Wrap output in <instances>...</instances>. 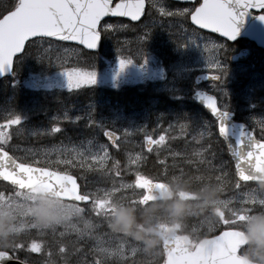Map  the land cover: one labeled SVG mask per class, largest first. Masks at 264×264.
Here are the masks:
<instances>
[{"label":"rangeland","instance_id":"rangeland-1","mask_svg":"<svg viewBox=\"0 0 264 264\" xmlns=\"http://www.w3.org/2000/svg\"><path fill=\"white\" fill-rule=\"evenodd\" d=\"M154 2L157 5L161 4L157 0H154ZM158 14L155 12V15ZM106 23L112 24L115 27L109 29L108 34H103L101 50L98 53H88L76 45L54 43H51L50 51L45 52L44 49L49 48V43H45L39 48V51L37 47L29 49L19 59L18 63L16 62L15 73H24L25 75L15 78V84L11 82L12 85L16 86L18 84L26 89H30L32 85L31 81L36 79L42 80L47 86L52 85L50 83H54L57 88L65 87V77L61 75L58 63L69 69L94 67L96 75L91 87L89 85H83V87H87L88 89H97V94L94 99L86 101L85 103H71L66 108L55 111L49 117L52 121L54 120L60 123L66 122L72 125L84 122L83 128L79 129L77 134V137L83 139L69 143L29 145L18 137L46 134V131L40 132L39 130H47L48 126L42 125L41 123L32 125L24 122L18 126H12L10 129L12 135H17L15 132L16 128L22 129L17 135V141L11 139V144L16 145V148L12 150L17 157L24 160H31L36 164L46 166L47 161H52L53 166L65 168V165L56 163L57 152L53 149H58L61 153L60 158L63 159L65 158L63 155L64 148H71L73 145L77 148H85L90 141L91 147L93 148L100 144H104L108 148V160L112 159V149L123 148L127 161L130 155L140 153L142 159L135 166H129L127 170L130 173L138 171L140 164L147 158L148 152H153V154L162 152V156L157 157L158 163L162 165L160 172L158 171V178H163V176L169 177L175 183L177 198L170 203L168 202L169 204H145L138 209L137 206L140 204V199L144 194V183L147 181L145 178L138 177L136 183L137 185L143 186V192L127 190L129 192L125 193L122 190L111 195L108 205L109 211L105 213L103 220L96 213L89 211L88 205L79 206L75 204L81 209V215L79 217H76L70 224L65 226L50 231H42L32 224L31 216L27 211L32 202L31 196L0 185V189H2L0 191V208H4L14 216L11 223L19 229V234L15 237L16 242L8 250L12 249L20 241L37 236L38 231L41 237L49 236L65 240L70 245L67 246L68 251L73 253L69 256H76L74 264H87V262H92L99 258V256H107L106 252L95 253L93 250L95 235H100L101 239L106 242L105 246L114 247L117 242L116 238L118 237L119 239L131 241L137 250L131 257L126 253L123 261H118L117 256L113 255L112 258L105 259L103 264H113V262L116 264H143V262L155 264L156 260H161L162 258V250L158 242L151 251L145 252L138 241L114 232L108 227L107 222L110 214L115 211L117 205L125 201H129L127 204L132 206L136 212L141 211L142 217H146L158 225H163L167 221H171V226L175 228L184 225L187 232L192 234L193 237H199L203 235V231L211 229L210 226L205 227L202 216L207 210L214 212L218 201H215L213 206L205 205L201 202L202 198L197 195L199 190H194L195 192L192 194L187 193L180 183H185L187 174L191 173L189 175L192 181H200V184L196 181L197 185H200L198 188L206 184L205 176L207 170H205L204 163L203 140L201 137L198 139L195 138L196 133L200 130L199 128L205 123L201 110L186 112L183 108V105L186 103L185 101L182 103L174 101V103L179 105L177 108L166 105L170 101L169 99L166 100V97L163 95L140 98L136 106L129 105L128 107L119 102L115 103L109 99L105 100V98L107 97L108 87L111 84H118L117 82H125V86L132 90L133 95L127 96L125 101H131L136 97L140 88V86H136L138 82L144 83L155 94H160L161 92H181L187 94L190 92L193 75L196 72L208 70L205 67L206 60L203 47L213 43H221L206 38L202 32L198 34L204 37V40H194L193 43H185L188 37L179 36L177 26L170 19L162 18L156 24L150 25L151 30L148 32L147 38L143 41L145 59L142 62V57L136 54L137 49L140 47V42L137 37L142 34L140 27L132 28L122 21H106ZM170 23L172 24L171 28L168 27ZM121 25L124 27H121ZM187 28L180 27V31H184ZM177 42L184 44L181 46ZM215 52L216 49L208 48L206 56L210 61L215 55ZM39 55H43V61L37 59ZM118 56L121 58H131L132 63L126 64L120 69L118 66ZM150 63L154 70L149 69L147 71L146 66ZM163 67H165L167 72L162 70ZM244 68L241 65H237L227 70L223 82V88L227 91V96H224V98L237 100L248 99L249 75ZM26 80H29L30 85H27ZM212 88L220 93L218 87ZM11 100L12 96L7 100L0 99V119L5 118V113L10 111L24 115L35 107L34 99L18 103H11ZM162 100H164V103H162ZM65 113L69 117L79 116L80 118L77 120L60 119ZM89 113H91V116L88 115ZM53 117H56V119H53ZM89 118L108 124L107 126L111 130L118 131V147L110 146L103 138V130L88 124ZM180 120H187L189 122V126L183 132H181L178 126ZM172 121H175V123H173L171 130L166 132L165 135L167 139L176 140L174 145H166L165 141L164 144L158 147L154 145L151 150L145 149L144 135L150 134L155 138ZM142 125L145 127V131L133 130L127 135L124 134V128L135 129ZM34 132L36 134H33ZM201 149L203 151L199 157L194 155V153ZM178 165L183 167H179L180 172L176 173L175 170L178 168ZM128 178L127 180L119 179L115 186L119 187L121 182L130 183L135 179V176ZM98 188L107 189L108 186L101 185L94 189L88 184L84 190L95 191ZM174 202L178 214L170 212V206ZM72 225L86 231L88 234L78 235L72 230ZM61 233L63 235H60ZM45 249L48 253L46 247ZM18 250L28 253L31 252L26 246ZM46 256L51 257L49 254ZM43 263L48 264V258Z\"/></svg>","mask_w":264,"mask_h":264},{"label":"snow or ice","instance_id":"snow-or-ice-1","mask_svg":"<svg viewBox=\"0 0 264 264\" xmlns=\"http://www.w3.org/2000/svg\"><path fill=\"white\" fill-rule=\"evenodd\" d=\"M155 12L160 15H154ZM256 9L259 13L258 18L264 20V0H188V6L178 9H167L163 4L157 5L154 0H14V3L6 5L3 10H0V76L13 72L14 62L19 61L26 54V51L37 47H42L45 43H49V48L44 49L45 52L50 51L52 40L73 41L83 44L88 49H95L100 39L101 34H108V30L115 26L106 23L102 17L106 16H121L130 18L131 21L139 23L142 18L144 23L139 24L141 33L137 39L140 42V47L137 49V56L142 57L143 62L144 51L143 41L147 38L148 32L151 30L150 25H154L162 18H181L188 23L189 27L180 31L182 25L177 26V33L179 36H187L188 40L185 43H193L194 40H204L205 38L198 33L202 30H211L214 33H220L222 37L227 40L232 39L238 33V24L243 19L245 14L251 10ZM121 27H124L121 25ZM169 28L172 27L170 23ZM172 33V32H171ZM173 34V33H172ZM178 45H183L177 42ZM200 45V44H199ZM201 46V45H200ZM216 49L215 55L211 61L207 58L206 53L208 48ZM224 47L219 43H213L203 47L205 52V67L209 71L205 74L207 79L218 81L220 92L219 102L217 98L208 95L206 91L198 90L197 97L203 102L205 107L210 110L212 117L215 120L218 134L223 136L226 133L225 119L229 112L227 104L224 102V96H227V91L223 88L224 77L227 72V66L217 59L220 52L219 49ZM38 60L43 61V55L37 57ZM132 63L131 58H121L118 56V66L122 69L126 64ZM61 75L65 77L66 87L69 90L78 89L82 85H90L95 79L94 67L89 68H66L58 63ZM16 83L15 80L12 81ZM219 104V106H218ZM91 116V113L88 114ZM10 117V118H9ZM80 117H69L66 113L60 117L63 120H77ZM56 119V117H53ZM254 119V118H253ZM24 117L17 112L5 113V118L0 119V180L7 182L13 189L23 191L31 186L34 180L46 182L52 190L62 198L75 201L80 206L84 203L89 206L88 210L97 214L102 220L105 213L109 211L108 205L110 197L114 193L127 190H136L143 192V186L137 185L138 177L155 181L154 178H149L142 175L139 171H135V179L130 183L121 182L119 187L113 186L107 189H96L95 191H86L78 188L77 178L69 174L70 166H79L87 170H95L102 175H109L115 171L116 176L120 173L118 169V161L112 160L111 168L108 172H104L105 164L108 160V148L104 144L97 147H91L89 141L85 148H77L73 145L71 148H64L63 155L65 158L61 159V153L58 149H53L57 152L56 163L65 165L63 170H55L51 165L52 161H47L49 166L36 167L34 161L24 160L17 157L12 149L16 145L11 144L10 129L12 126H18L23 123ZM261 129L262 138L257 139L251 131L241 126V130L237 135L235 145H229V152L233 157L234 174L237 178V188L240 181H250L257 178H264V118L257 120ZM172 121L161 131L155 138L150 134H145L143 137L144 148L151 150L153 146H160L165 143L167 137L166 132L172 128ZM88 124L99 127L103 130L105 138L112 143L113 147H118L117 136L118 131L111 130L105 123L98 122L89 118ZM114 125V124H112ZM181 132L187 129L189 122L187 120H180L178 124ZM209 125L206 121L195 138L201 136H208L211 133L208 130ZM60 130L58 123H53L50 129L39 130L40 132L55 133ZM133 130L145 131L142 125L135 129L124 128V134L127 135ZM22 131L16 128L15 132L18 135ZM33 134H36L35 132ZM203 150H199L194 155L199 157ZM87 152V154H85ZM142 159L140 153L130 155L127 163L124 165L128 169L130 165L135 166L139 160ZM75 162V165H74ZM259 174V176L257 175ZM222 173H218V179H224ZM75 185V195H64L70 192L72 186ZM225 204L228 202L225 201ZM239 208L230 210L228 215L219 222V230L217 236L221 231L227 232L232 223L237 218V213L241 216L248 211L247 193H243L238 200ZM84 210V209H82ZM72 230L78 235H87L86 231L76 228L72 225ZM217 230V229H216ZM60 235H63L61 233ZM115 246H105V241L101 239L100 235H95V253H107V256H99L92 262L87 264H103L105 259L117 256L118 261H123L125 254L129 257L136 253V248L131 241L116 238ZM46 241L41 238L37 231V236L30 237L27 240L20 241L12 249L8 251H0V262L5 259L15 260V251L25 246L32 253H43L46 247ZM227 248V242H225ZM68 251L67 245L64 243L58 244V252L63 255ZM171 251V249H169ZM166 257L163 258V264H166ZM175 264H200L198 260H181L174 253ZM18 264H25L19 261ZM48 264H52L48 261ZM213 264H219L218 261Z\"/></svg>","mask_w":264,"mask_h":264},{"label":"flooded vegetation","instance_id":"flooded-vegetation-1","mask_svg":"<svg viewBox=\"0 0 264 264\" xmlns=\"http://www.w3.org/2000/svg\"><path fill=\"white\" fill-rule=\"evenodd\" d=\"M157 1L169 10L188 6V1ZM11 3H14V0H0V10H3L6 5ZM246 14L249 18L248 37L238 36L234 39L227 40L213 33L202 32L206 38L216 40L224 45V47L219 49L220 55L218 59L225 63L227 70L231 67L241 65L245 67L244 69H246L249 75L248 99L237 100L223 98L227 104L228 112L231 113V122L226 123V133L228 134L227 142L218 134L215 120L210 119L209 116L204 119L205 122H208V130L211 133L208 136H202L205 170H207L205 176L206 183H215L222 189L219 193V199L216 200L218 201V205L215 207L216 213H204L202 216L205 227L210 226L211 228L209 232L203 235L204 237L217 234L219 230H223L219 227V222L228 215L230 210L239 208L238 200L243 193H247L248 211L243 213L242 216L237 213L235 222L231 224L228 230L241 233L239 226L246 217L251 212L259 210L261 206H264V181H240L239 187L237 188V178L234 174L233 161L228 150L229 145H235L241 126L245 129L248 128L257 139L262 138L261 129L257 120L264 118V20L258 18L259 13L256 9H251ZM145 18L147 19V17ZM145 18L141 21L142 23H144ZM170 20L176 26L182 25V27H189L188 23L184 22L181 18L172 17ZM136 26L139 27L138 24ZM51 42L59 44V42L54 40ZM213 85L214 83L208 82L200 86L203 89L212 90ZM193 90H195V86L191 84L190 95ZM215 95L219 102L220 93L217 92ZM218 173L224 174L223 180L218 179ZM225 201L228 203L225 204ZM229 243L236 245L237 253L243 259L240 255L242 247L241 235H231L229 237Z\"/></svg>","mask_w":264,"mask_h":264},{"label":"trees","instance_id":"trees-1","mask_svg":"<svg viewBox=\"0 0 264 264\" xmlns=\"http://www.w3.org/2000/svg\"><path fill=\"white\" fill-rule=\"evenodd\" d=\"M24 73H15L14 76L8 79H4L1 81V88H0V99L3 98V100H7L9 97L12 96L11 103H18L19 99H25L30 100L34 99L35 107L29 111L26 115H24L23 122L29 123L34 125L35 123H41L50 129L53 123H58L56 121H52V119H49V117L58 110L66 108L69 104L74 103V101H85L86 98L91 97L92 95L97 94V89H88L87 87H83V85L76 89L69 90L66 86L65 87H55L54 83L50 86H47V84L37 85L32 88V90L28 91L25 87L20 86L18 84L12 85L11 82L15 78H19L24 76ZM137 86V85H136ZM91 87V85H89ZM101 88V87H100ZM99 88V89H100ZM111 93H113L116 96H119V98L123 99L124 102L125 98L127 96H132V90L128 89L125 84L118 83L113 84L110 89H108ZM139 92H137V95ZM137 95L135 97L134 104L138 101ZM94 97H92L90 100H93ZM60 125V130L55 133H49L42 135H33V136H21L18 138L23 139L24 142H26L29 145H46V144H53V143H69L71 141H79L80 137H77L79 129L83 128L84 122H79L76 125H72L70 123L61 122L58 123ZM170 141H166V145L172 146ZM112 159H109L107 163L105 164L104 172H108L112 165V160L115 159L118 161V171L120 173L119 176H116L115 171L111 172L109 175L105 176L102 175L100 172L95 170H87L83 167L74 166L69 167V172L75 174L78 177L81 189H86V185L90 184L91 188L99 187L101 185L111 187L113 184L117 183L119 179L127 180L128 177H134L135 172H129L127 169H125L124 165L127 163V159L125 158L124 150L123 148L118 149H112L111 151ZM162 156V152L159 154H153V152H148L147 158L144 162L140 164L138 167V171L142 175H146L149 178H158V171L160 172V167L162 166L157 161V157ZM47 166H49L47 164ZM53 168H57L59 170H63L64 168L53 166ZM179 166L175 170L176 173L179 171ZM184 174H186L184 172ZM191 174V173H189ZM187 174L186 176V182H180L184 191L187 193H194V190H200L201 188H198L197 182L199 180L192 181V178H190V175ZM164 180H167L172 185L175 186V183L170 180L169 177L163 176ZM148 180V179H147ZM197 181V182H196ZM195 183V187H194ZM129 201L122 202V204H127ZM138 207L140 205L138 204ZM138 219L142 218L141 214L142 212H137ZM44 239L46 243V248L48 250V253L46 252V249L43 253H28L23 252L21 250H16L15 255L18 257H26L28 260L33 262H38L42 264L45 259L48 258V261H51L52 264H74L76 260L75 257H71L69 255L73 254L71 251H67L63 257L58 252V244L64 243L67 246H70L65 240L60 238H53L49 236L41 237ZM49 254L51 257H47L46 255Z\"/></svg>","mask_w":264,"mask_h":264},{"label":"clouds","instance_id":"clouds-1","mask_svg":"<svg viewBox=\"0 0 264 264\" xmlns=\"http://www.w3.org/2000/svg\"><path fill=\"white\" fill-rule=\"evenodd\" d=\"M221 191L219 185L206 183L197 195L202 198L203 204L213 206ZM169 195L170 192L164 193V198ZM30 196L32 202L27 211L32 224L42 231L70 224L81 215V209L77 205L58 197L55 191L33 190ZM170 212L178 214L175 202L170 206ZM13 219L10 212L0 208V251L10 248L16 242L19 229L11 223ZM107 223L112 231L138 241L145 252L151 251L160 239L158 224L146 217L138 219L136 210L128 204L117 205ZM239 227L242 239L241 257L246 264H264V206L251 212Z\"/></svg>","mask_w":264,"mask_h":264},{"label":"water","instance_id":"water-1","mask_svg":"<svg viewBox=\"0 0 264 264\" xmlns=\"http://www.w3.org/2000/svg\"><path fill=\"white\" fill-rule=\"evenodd\" d=\"M106 17H121V16H106ZM106 17H102V19H104ZM121 18H126V17H121ZM127 19H130V18H127ZM238 29H239L238 33L235 35V37L240 36V35L249 36V19H248V16L246 14L243 17V19L239 22ZM208 31H211V30H208ZM65 42L77 43L88 51H97L99 48L100 39H99L98 44L95 47V49H88L86 46H84L83 44H80L78 42H73V41H65ZM206 73L207 72L198 73L194 78V84L197 85L201 82L211 80V79L206 78V75H205ZM10 74L11 73H8L6 75H2V76H0V78L3 76H8ZM198 90L199 89L195 90V92L193 93V99H195L199 103L203 104V102L196 95V92ZM204 107H205V105H204ZM207 111L210 113V110L207 109ZM225 122H226V120H225ZM225 141L227 142V139ZM232 159H233V157H232ZM36 167H41V166H36ZM257 175L259 176V174H257ZM74 177H76V176H74ZM253 180L264 181V178H257V179H253ZM0 181H2V180H0ZM77 184H78V188L80 189L78 181H77ZM33 190H51V191H54L49 186H47L46 182H41L39 180H34L31 184V186L27 187L23 191H25L27 193H31ZM146 192H147V196L145 198L146 201L170 199L173 197V192L171 191L169 185L166 183H163V182L147 183L146 184ZM166 192H170L171 195L167 196V198H164V193H166ZM56 195L58 197L62 198V195H58L57 193H56ZM64 195H75V185L72 186L70 192H66V193H64ZM62 199H64V198H62ZM64 200H67V199H64ZM67 201H71V200H67ZM71 202H75V201H71ZM224 235H227V233L224 232L217 237H213L211 239L201 240L194 246L193 249H190L189 247H187L186 244L176 245V243H175L176 240L172 237H170V238L163 237V245L166 247V256H165L167 258L166 264H175L174 253L181 260H189L190 261V260H193V258H195L196 260H198L200 262V264H213V262H215V261H218L219 264H224V261H226L227 259L222 257L221 252L232 253L234 250L231 248H228V249L220 248L219 249V239L221 236H224ZM169 249H171V251H169ZM19 261H20L19 259H15V260L5 259L2 262H0V264H18ZM236 262H237V259H236ZM236 262L234 264H236ZM25 264H31V263H25Z\"/></svg>","mask_w":264,"mask_h":264}]
</instances>
